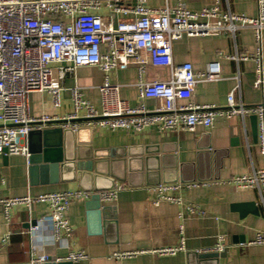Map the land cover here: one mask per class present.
I'll use <instances>...</instances> for the list:
<instances>
[{
	"label": "crops",
	"instance_id": "crops-1",
	"mask_svg": "<svg viewBox=\"0 0 264 264\" xmlns=\"http://www.w3.org/2000/svg\"><path fill=\"white\" fill-rule=\"evenodd\" d=\"M217 0H148L147 5L160 8L179 3L191 10L212 7ZM136 0L103 1L94 13L105 23L129 20L133 15L117 13L116 6L133 7ZM222 11L256 16L258 0H220ZM103 49L105 47L103 46ZM256 49L251 28L239 29L231 34L188 36L173 42V58L176 63L191 62L196 71H202L211 62H218L220 75L217 79L200 81L194 90L193 101L198 104L224 106L230 91L238 87L236 100L244 105H257L264 99V86L255 87V63L252 59L235 60L228 56L253 53ZM264 54V32H263ZM155 70L140 75L136 65L117 68L109 72L112 83L120 86V97L131 106L144 104L155 109V99L141 98L138 83L149 80ZM105 78L97 66H81L69 73L61 90V104L55 106L48 91H34L29 95L32 116L53 115L67 117L74 111L72 90L79 87L82 96L97 109L102 107L100 85ZM180 103L185 102L179 100ZM84 114V111L81 112ZM94 127V126H88ZM258 127V119H257ZM91 140L95 150L112 156L123 153L141 154L147 149L158 159L151 165L161 164L164 178L177 182H199L195 187H184L176 195L180 202L161 200L155 204L157 192L152 187L161 175H150V184L144 178L123 185L110 211L100 213L92 209L89 200L73 201L66 217L73 228L68 240L55 241L48 225L31 231L35 221L49 213L47 202L13 205L6 219L0 206V264H32L33 259L45 255L47 261H69L72 252L83 251L87 258L69 261L72 264H264V245L248 243L258 231L264 230V191L254 188H237L227 181L234 175L252 173L264 167V156L259 147V128L251 116L232 119L218 117L212 127L198 126L194 131H160L146 127L137 133L133 130L94 127L82 137ZM29 146V138L27 140ZM128 154V153H127ZM0 154V201L25 195H40L55 191L84 190L79 181L51 184H32L28 163L23 155ZM153 163V164H152ZM164 183V182H162ZM174 183V182H165ZM159 185V184H158ZM256 202L260 214L250 209L241 210L236 205ZM188 205H196L203 214L192 213ZM9 234L8 242L3 239ZM225 238L226 250L220 253L204 252L212 249L220 237ZM185 240V249L175 255L153 252L168 246L179 245ZM137 252L135 255L116 258L115 252ZM212 254V257L200 255ZM59 259V260H58Z\"/></svg>",
	"mask_w": 264,
	"mask_h": 264
},
{
	"label": "built area",
	"instance_id": "built-area-1",
	"mask_svg": "<svg viewBox=\"0 0 264 264\" xmlns=\"http://www.w3.org/2000/svg\"><path fill=\"white\" fill-rule=\"evenodd\" d=\"M103 1L111 0H0V154L23 155L28 163L30 152L28 135L33 130L61 126L100 127L110 130H133L137 133L154 126L160 131H194L198 126L212 127L218 117L232 119L256 115L259 128V147L264 156V99L257 105L247 106L236 100L238 87L228 94L227 104L216 106L198 104L193 95L200 81L217 79L218 62L209 63L204 70L196 71L191 62L176 63L173 42L183 35L207 36L231 34L245 27L254 32L256 49L253 53L228 56L235 60L252 59L255 63V87L264 86V0H258V14L222 11L217 0L212 7L191 10L183 3L152 8L148 0H136L133 7L116 6L117 13L133 15L129 20L118 21L117 26L106 24L94 13ZM103 46L105 49H103ZM130 65L138 67L139 74L154 69L152 79L138 83L141 98L155 99V109L144 104L131 106L120 97V86L112 83L109 72ZM81 66H97L105 74L100 85L102 107L85 99L79 87L72 90L74 111L67 117L53 115L32 116L29 95L34 91H48L55 106L61 103L62 83L69 73ZM179 100L185 102L180 103ZM84 111V114L81 112ZM237 188H254L264 191V167L248 174L232 176L227 181ZM199 182L160 183L152 187L157 192L156 205L161 200L180 202L176 195L184 187H195ZM123 185L102 191L66 190L25 195L0 201L7 220L13 205L31 206L38 202L49 204V213L31 226L38 231L48 225L55 241L68 240L73 228L66 217L73 201L89 200L98 195L101 203L112 204ZM192 213L203 214L196 205H188ZM9 234L3 239L6 243ZM249 245H264V230L258 231ZM185 249V240L179 245L153 250L160 255H175ZM225 238L204 252H223ZM137 252H115L112 256L124 258ZM83 251L72 252L66 260L87 258ZM59 260V259H58ZM47 261L45 255L32 260V264Z\"/></svg>",
	"mask_w": 264,
	"mask_h": 264
},
{
	"label": "water",
	"instance_id": "water-1",
	"mask_svg": "<svg viewBox=\"0 0 264 264\" xmlns=\"http://www.w3.org/2000/svg\"><path fill=\"white\" fill-rule=\"evenodd\" d=\"M118 21L114 23L117 26ZM256 135L258 131L257 116L251 115ZM94 127L63 128L61 126L47 127L42 130H33L29 133V160L28 171L32 184H51L59 182L79 181L81 187L87 191H102L113 189L116 182H128L135 185L133 180L144 178L150 184V175L159 174L160 179L155 183L177 182L178 179L167 180L161 170V164L151 165L152 159H158L148 151L141 154L123 153L117 157L109 158L103 151L95 150L92 141L83 139L84 135L91 133ZM8 155L3 154V159ZM153 164V163H152ZM90 207L96 208L100 213L110 211L104 207L98 197L94 195ZM0 206L3 208L2 203ZM241 210L251 209L254 214H260L256 202L236 205ZM35 223V222H34ZM32 223V224H34ZM212 254L200 257H212ZM46 264H72L69 261H50Z\"/></svg>",
	"mask_w": 264,
	"mask_h": 264
}]
</instances>
